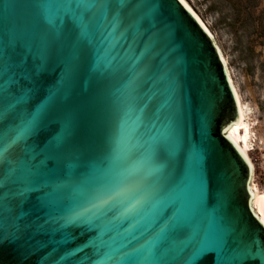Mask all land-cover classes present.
Returning a JSON list of instances; mask_svg holds the SVG:
<instances>
[{"label": "water", "instance_id": "1", "mask_svg": "<svg viewBox=\"0 0 264 264\" xmlns=\"http://www.w3.org/2000/svg\"><path fill=\"white\" fill-rule=\"evenodd\" d=\"M41 2L0 0V43L5 31L13 26L38 25L33 12L34 5ZM47 2L69 5L71 10L93 4L97 6L94 11L100 13L107 12L104 5H119L122 0ZM125 2L127 7L120 13V23L109 37L113 54L118 61L134 64L137 70L147 68L144 79L148 95L157 93L150 108L163 105V113L176 121L183 143L177 177L186 189L179 198H173V203L195 202L198 198L202 208L189 224L190 240L224 229L231 233L233 247L241 240L255 239L264 244V226L252 212L246 191L249 165L225 135L224 128L238 120V107L212 39L179 0ZM5 4H14L15 10L5 13ZM94 65L95 53L88 52L69 76L64 59L54 55L36 77L30 98L33 109L47 100L50 90L59 87L60 93L48 103L26 146L18 145L12 158L20 155L21 149L38 160L51 158L46 178L51 183L67 181L69 186L53 194L54 204L42 206V194L37 192L15 207L13 213H4L0 224V264H91L93 240L100 249L97 264H128L130 256L138 264H171L167 252L158 258L150 256L151 241L139 253L131 252L156 231L158 225L152 223L150 215L138 216L134 222L113 219L109 213L98 223L96 236L86 226L61 228L60 224L49 222L50 215L63 216L74 208L87 206L73 188L85 171L83 165L103 156L114 137L116 116L111 93L118 84L107 73L95 70ZM58 140H63V146L56 149ZM114 179L126 182V175ZM17 215L19 220L14 219ZM199 264L216 261L204 258Z\"/></svg>", "mask_w": 264, "mask_h": 264}, {"label": "snow or ice", "instance_id": "2", "mask_svg": "<svg viewBox=\"0 0 264 264\" xmlns=\"http://www.w3.org/2000/svg\"><path fill=\"white\" fill-rule=\"evenodd\" d=\"M179 2L183 4L184 0ZM15 7L5 4L4 11L11 12ZM34 7L39 24L13 26L5 31L0 43V179L3 180L0 224L5 212L13 213L31 194L41 193V205L49 206L56 202L53 194L69 186L67 181L51 183L46 178L51 158L38 160L21 149L20 155L13 159L12 152L20 144L26 146L48 103L60 93L59 87L50 90L47 100L33 109L30 98L38 73L57 55L64 59L66 75L70 76L85 54L94 51V69L107 73L118 84L111 93L116 116L114 137L103 156L83 165L85 171L73 188L87 206L80 210L74 208L63 216L50 215L49 222L58 223L61 228L86 226L96 236L98 223L109 213L113 219L134 222L138 216L150 215L152 223L158 225L156 231L131 252L139 253L151 241L150 256L158 258L167 252L172 258L171 264H199L204 258L214 259L216 264L248 261L264 264V244L255 239L241 240L233 247L231 233L217 229L210 236L190 240L189 224L202 208L198 198L195 202L173 203V198H179L186 189L183 180L177 177L183 143L176 121L163 113V105L150 108L157 93L148 95L144 79L147 68L137 70L134 64L118 61L113 54L109 37L120 23V13L127 7L125 0L115 6L104 5L107 12L100 13L94 11L97 6L93 4L71 10L69 5L43 0ZM63 83L61 80L60 84ZM238 124L236 120L235 125ZM62 146L63 140H58L55 148ZM120 175H126V182L114 179ZM246 191L250 206L252 189ZM14 219L19 220L20 216ZM259 223L264 226V219H259ZM90 247L93 256L89 260L97 264L100 249L94 240ZM128 264L138 262L130 256Z\"/></svg>", "mask_w": 264, "mask_h": 264}, {"label": "rangeland", "instance_id": "3", "mask_svg": "<svg viewBox=\"0 0 264 264\" xmlns=\"http://www.w3.org/2000/svg\"><path fill=\"white\" fill-rule=\"evenodd\" d=\"M205 23L247 109L253 184L264 196V0H185Z\"/></svg>", "mask_w": 264, "mask_h": 264}, {"label": "bare ground", "instance_id": "4", "mask_svg": "<svg viewBox=\"0 0 264 264\" xmlns=\"http://www.w3.org/2000/svg\"><path fill=\"white\" fill-rule=\"evenodd\" d=\"M183 5L191 12V14L195 17V19L198 21V23L202 26V28L206 31V33L209 35V37L212 39L219 55L220 58L222 60V63L225 67L227 76H228V80L229 83L233 89L234 95H235V99H236V103L237 101H239V103L237 104L238 107V120H239V124L235 125V123L231 124V125H235V126H229L228 127V131L225 132L226 137H231L230 141L239 149L240 153H243V157H247L246 161L248 163V165H251L250 168V180L251 183L248 184V187L252 189V193H251V200H250V207L252 209V212L254 213V215L257 217V219H264V196L261 194H258V192L256 191L255 185L253 184V175H254V165L252 163V160L249 156V151L252 150L250 142H249V122L247 120V109L242 105L241 102V98L238 94V91L233 83V80L230 76L229 70L227 68V64H226V60L223 57V55L221 54L219 48L217 47L212 34L210 33V31L208 30L207 26L205 25V23L201 20V18L199 17V15L191 8V6L189 5V3H187L184 0Z\"/></svg>", "mask_w": 264, "mask_h": 264}]
</instances>
